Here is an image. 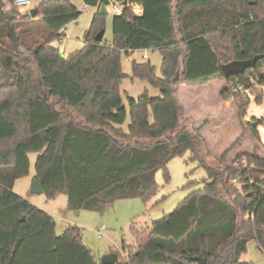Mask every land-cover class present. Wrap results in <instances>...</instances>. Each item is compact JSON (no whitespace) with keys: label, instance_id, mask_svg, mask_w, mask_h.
<instances>
[{"label":"trees","instance_id":"16d2710c","mask_svg":"<svg viewBox=\"0 0 264 264\" xmlns=\"http://www.w3.org/2000/svg\"><path fill=\"white\" fill-rule=\"evenodd\" d=\"M14 1L0 0V264H103L81 241L78 226L57 235L51 214L12 191L29 174L31 153L38 154L33 178L47 200L64 193L66 209L100 214L116 201L146 202L156 192V173L169 179L168 164L186 153L204 168L202 187L172 213L151 226L131 227L134 241L122 246L126 259L115 264H196L188 259L197 256L207 264H253L241 260L251 241L264 254V147L262 155L242 153L231 162L227 154L239 136L217 166L207 165L198 128L181 125L178 92L221 80V100L251 94L264 104V0H110L135 3L143 13L125 7L113 16L106 43L96 40L106 17L96 9L83 47L67 57L48 44L61 40L81 12L68 0H45L31 18L29 11L18 14ZM108 1L84 4L107 7ZM142 50L159 52L160 76L149 61H133L131 75L161 96L127 97L125 131L121 56ZM256 55L254 68L222 75L224 64ZM247 108V99L235 105L239 122ZM249 135L258 139L253 124Z\"/></svg>","mask_w":264,"mask_h":264},{"label":"rangeland","instance_id":"374dc122","mask_svg":"<svg viewBox=\"0 0 264 264\" xmlns=\"http://www.w3.org/2000/svg\"><path fill=\"white\" fill-rule=\"evenodd\" d=\"M68 1H71L72 5L81 12V16L76 22L69 24V26L76 28L85 24L89 17L92 16L93 8L84 11L82 9L83 0ZM34 5L32 4V7ZM11 7L22 15L13 5ZM106 13L104 40L109 43L112 38V12L110 7L106 8ZM74 40L76 42L80 40L79 42L82 44V37L77 35ZM145 53L148 56V61L155 69V76L159 77L162 63L159 52L135 51L130 55V60H127L123 54L121 56L122 73L125 75V79L121 83L120 92L123 105L128 113L126 122L122 126L125 131L129 124L127 97L136 99L142 96L143 93H147L152 98H160L161 96L158 89L153 88L146 81L142 82L133 78L131 75V64L133 61L148 62L142 58ZM225 86V81L212 80L204 85L180 86L178 91L179 100L182 109H184V120L181 125L191 131L198 128V134L204 140V153L208 155L205 162L209 166H217L220 155L234 144L239 136L238 146L227 154L229 161L233 162L237 157L236 155L242 153H255L257 155H262L263 153L264 104L256 103L255 97L251 94H248V96L243 95L238 101L227 100L230 103H225L220 98L221 90ZM262 90H264V87H262ZM246 99L248 100V108L245 116L239 122L237 117H235L233 108L235 109V105ZM250 124H253V127L254 124H257L258 139L249 135ZM221 133H223V136ZM37 156V153H31L28 156L30 162L29 174L17 179L12 191L25 200L28 198L32 202L40 200L39 205H42L47 200L43 194H30ZM190 158L189 153H186L182 157L173 159L167 166V173L169 174V179L167 180L163 172L158 171L155 176L156 192L146 202L139 199L116 201L103 214L84 210H66L65 219H71L79 227L81 230V241L91 250L92 256L95 257L97 262L102 261L105 256H114L119 262H124L125 256L122 246L131 245L133 242V234L130 230L132 226L136 229L151 226L153 222L159 221L172 213L188 194L202 187V181L207 178V173L203 167L199 166L197 161H191ZM65 195L60 193L56 198L58 207L61 206V200L65 199ZM62 208L60 207L61 214L59 213L54 217L57 235H62L68 227L67 224L64 227L65 224L60 222L63 217ZM100 224L105 225L106 230L102 232V237L98 239L96 232ZM251 252L252 250L249 248V253Z\"/></svg>","mask_w":264,"mask_h":264},{"label":"crops","instance_id":"0c3cea01","mask_svg":"<svg viewBox=\"0 0 264 264\" xmlns=\"http://www.w3.org/2000/svg\"><path fill=\"white\" fill-rule=\"evenodd\" d=\"M45 0H31V7L30 9L32 8H36L38 4H40L41 2H43ZM71 3V1H69ZM83 3H84V0H83ZM32 4H35L33 7H32ZM72 4V3H71ZM85 6V4L83 5V7ZM87 6V5H86ZM82 7V9H83ZM90 7H88L89 9ZM93 8V13H92V16L94 15V12H95V8ZM87 9V10H88ZM87 10H84V11H87ZM92 16L89 17V19L87 20V22L85 24H82L81 26H77L76 28L74 27H70L69 25H67L65 28H64V36L61 38V40H55V41H52L50 42L48 45L51 46V47H55L59 50V52L61 54H63L64 57H67L69 54L77 51V49H80L83 47V38L85 36V33L88 31V27H89V24L91 22V19H92ZM113 17V16H112ZM111 24H112V19H111ZM75 30V31H74ZM77 35L79 37H82V44L81 42L79 41H75L74 38L77 37ZM105 36V35H104ZM112 38L109 40L111 41ZM103 41L106 42V40H104V37H103ZM146 51V50H144ZM132 53H130L129 55L125 56V58L127 60H130V55ZM143 55H146L147 54H143ZM143 55H142V58H143ZM148 58V56H147ZM148 61V59L146 60ZM137 62V61H136ZM143 62V61H142ZM141 62V63H142ZM137 63H140V62H137ZM121 87V85H120ZM262 90V89H261ZM263 93H264V90H263ZM225 103H230V101H225ZM233 111L235 113V117H236V110L233 108ZM222 132V131H221ZM220 133V132H219ZM221 135L223 136V133H221ZM221 136V138H222ZM58 195L53 198V199H49L48 201L45 200L42 205H39V201L36 200V201H31V199H27L32 205L34 204L35 206L41 208L42 210L46 211L48 214H51L54 217H56L59 213L61 214V210H60V207L63 209L62 213H63V217L62 219L60 220V222L64 223V227L68 225H76V223L74 221H72L71 219H65V216H66V201H67V195H65V199H62L61 200V206L58 207V203H57V198ZM77 226V225H76ZM65 229V228H64ZM134 241V240H133ZM249 248L252 250L251 253H249ZM95 258V257H94ZM126 259V256L124 257V261ZM96 260V259H95ZM241 260L244 261V262H251L253 264H264V254L263 253H260L257 248H256V243L251 241V242H248L247 244V247H246V252H245V255H242L241 256ZM97 262V261H96ZM100 262V261H99ZM97 262V263H99Z\"/></svg>","mask_w":264,"mask_h":264},{"label":"water","instance_id":"95a60500","mask_svg":"<svg viewBox=\"0 0 264 264\" xmlns=\"http://www.w3.org/2000/svg\"><path fill=\"white\" fill-rule=\"evenodd\" d=\"M126 1H124L123 5L125 6ZM99 13L101 15L107 16L106 10L104 6H101ZM36 8H32L29 10V15L31 16V18H34L36 15ZM11 18L8 17V24L6 25L5 28V32L7 34V37L9 38V40L12 42H15L16 40V34L14 32L13 29V25L10 24ZM104 32L99 33L96 36V40L97 41H101L104 37ZM60 57H64L63 54H61ZM261 56L256 55L255 57H253L250 60H240V61H233V62H229L227 64H224L221 67V73L225 78H229V77H237L240 76V74H242L245 70L247 69H251L254 68L256 66V62L260 59ZM4 66H9L10 65V58H7L6 62H3ZM257 127V124H254V128ZM42 193V188L40 186V183L37 179H34L31 185V189H30V194H41ZM117 258L114 256H105L101 263L103 264H115L116 263ZM191 262H194L196 264H207L206 263V259L201 258L199 256L195 257V258H189L188 259Z\"/></svg>","mask_w":264,"mask_h":264},{"label":"built area","instance_id":"2783aa9c","mask_svg":"<svg viewBox=\"0 0 264 264\" xmlns=\"http://www.w3.org/2000/svg\"><path fill=\"white\" fill-rule=\"evenodd\" d=\"M101 6L103 5H98L97 7H95V9H100ZM14 7L19 11L21 12L22 14L29 11L30 10V7H31V0H15L14 1ZM110 7L111 9V12H112V16H115V17H120L123 13V8L125 7H128L130 9L131 12H133L136 16L140 17L142 15V7H140L139 5L135 4V3H128L126 1V4L125 6L123 4H120L116 1H108V6L105 7V10L106 8ZM88 9V6H84L83 7V10H87ZM143 59L144 60H147V56L146 55H143ZM249 83L250 84H254V80L252 79H249ZM240 90V88H238ZM241 91V90H240ZM237 166V163H233L232 164V167H236ZM232 185L234 188H236L237 190L241 191L242 188H241V183H240V177H234L231 181ZM263 183H264V180H263ZM106 230V227L105 225L103 224H100L97 232H96V236L97 238L99 239L100 237H102V232Z\"/></svg>","mask_w":264,"mask_h":264}]
</instances>
